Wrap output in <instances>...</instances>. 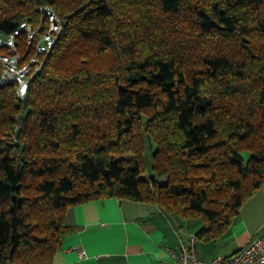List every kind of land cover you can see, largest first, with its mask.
Listing matches in <instances>:
<instances>
[{
  "label": "trees",
  "instance_id": "16d2710c",
  "mask_svg": "<svg viewBox=\"0 0 264 264\" xmlns=\"http://www.w3.org/2000/svg\"><path fill=\"white\" fill-rule=\"evenodd\" d=\"M45 3L66 23L25 99L0 84V264H52L106 196L224 234L264 184V0H0V32Z\"/></svg>",
  "mask_w": 264,
  "mask_h": 264
},
{
  "label": "crops",
  "instance_id": "0c3cea01",
  "mask_svg": "<svg viewBox=\"0 0 264 264\" xmlns=\"http://www.w3.org/2000/svg\"><path fill=\"white\" fill-rule=\"evenodd\" d=\"M69 231L52 264H172L182 241L204 226L198 218L166 213L157 202L116 196L89 199L66 211ZM264 235V184L239 208L238 216L220 237L197 239L196 254L209 259L229 254L250 239ZM80 249L84 255H80Z\"/></svg>",
  "mask_w": 264,
  "mask_h": 264
},
{
  "label": "built area",
  "instance_id": "2783aa9c",
  "mask_svg": "<svg viewBox=\"0 0 264 264\" xmlns=\"http://www.w3.org/2000/svg\"><path fill=\"white\" fill-rule=\"evenodd\" d=\"M38 20L20 21L10 32H0V84L14 83L18 99L26 96L29 83L41 70L45 57L53 48L66 21L50 4L38 7ZM195 234L188 235L173 253L172 264H264V235L256 236L229 254H217L209 259L197 256ZM80 255L84 251L80 249Z\"/></svg>",
  "mask_w": 264,
  "mask_h": 264
},
{
  "label": "rangeland",
  "instance_id": "374dc122",
  "mask_svg": "<svg viewBox=\"0 0 264 264\" xmlns=\"http://www.w3.org/2000/svg\"><path fill=\"white\" fill-rule=\"evenodd\" d=\"M142 158H143V164L146 170L150 171L151 157H150V150H149L148 143H145V146L142 151Z\"/></svg>",
  "mask_w": 264,
  "mask_h": 264
}]
</instances>
